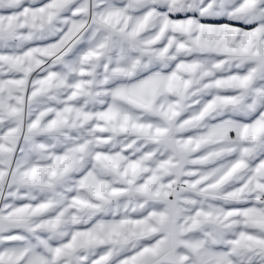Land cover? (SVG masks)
<instances>
[{
	"label": "snow or ice",
	"instance_id": "snow-or-ice-1",
	"mask_svg": "<svg viewBox=\"0 0 264 264\" xmlns=\"http://www.w3.org/2000/svg\"><path fill=\"white\" fill-rule=\"evenodd\" d=\"M0 264H264V0H0Z\"/></svg>",
	"mask_w": 264,
	"mask_h": 264
}]
</instances>
